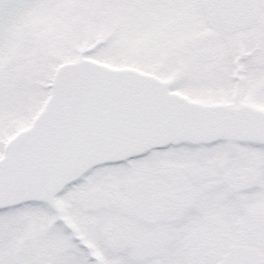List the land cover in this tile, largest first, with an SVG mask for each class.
Masks as SVG:
<instances>
[{"label":"snow or ice","instance_id":"snow-or-ice-1","mask_svg":"<svg viewBox=\"0 0 264 264\" xmlns=\"http://www.w3.org/2000/svg\"><path fill=\"white\" fill-rule=\"evenodd\" d=\"M0 264H264V0H0Z\"/></svg>","mask_w":264,"mask_h":264}]
</instances>
